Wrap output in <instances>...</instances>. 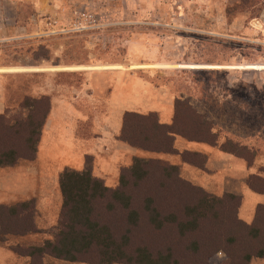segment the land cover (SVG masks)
Wrapping results in <instances>:
<instances>
[{
  "label": "rangeland",
  "instance_id": "1",
  "mask_svg": "<svg viewBox=\"0 0 264 264\" xmlns=\"http://www.w3.org/2000/svg\"><path fill=\"white\" fill-rule=\"evenodd\" d=\"M61 67L74 71L52 74ZM2 69L18 71L1 75L6 107L0 113V153L12 150L16 158L12 163H0V264H88L46 254L41 257L27 255L30 247L51 239L61 203L57 175L63 167L55 176L48 173L46 164L55 163L54 152L48 158L42 156V152L37 153L38 139L33 144L35 151L30 153L29 143L25 142L30 128H34L33 120L40 122L45 113L47 100L49 103L46 92L51 82L78 86L85 80L98 87L102 80L111 83L118 71L123 84L134 78L172 96L190 95L193 106L217 118L226 130H233L236 125L232 107L228 108L225 101L249 109L248 96L264 98V0H0ZM202 84L208 86L204 102L199 100L201 89H204ZM123 93L128 95V91ZM107 98L106 93L101 97L105 101ZM28 100H35L31 109ZM244 102L247 105H243ZM94 108L102 111L99 105ZM84 110L90 115L92 106L88 105ZM132 112L144 117L128 116L124 121L122 130L131 141L153 149L166 148L167 142L154 132L155 117H147V111ZM45 122L46 117L40 126L39 138ZM261 122L255 137L244 141L259 150L256 155L259 162L250 167L257 166L264 172V166H260L264 163V121ZM77 130V136L86 142L97 137L106 140L105 135L92 131L91 119L81 121ZM245 132L251 133L250 129ZM145 133L147 137L144 138ZM114 137L122 147L114 154L116 158L108 161L113 164L112 173L97 165L98 160L112 158V149L108 153L104 150L96 155L82 154L80 159L92 174L96 166V170L105 176L101 179L104 185L117 186L122 173L128 181L127 194L134 209L140 212L142 198L147 196L160 214H173L179 219L185 216L187 205H193L206 194L215 199L214 207L200 219L198 234L217 237V244H210L216 251L208 259L209 263L264 264V257L250 256L246 261L241 258L243 245H250V254L259 247L238 238V231L246 232L243 226L230 219L219 220L228 205L238 203L236 197L224 194L240 197L222 191L227 182L233 184L228 179L222 180V171L219 174L201 172L196 179L188 174L190 167L181 162L185 159L198 163L201 158L189 155L181 158L178 154L151 151L130 145L116 134ZM128 147L134 152H128ZM114 150L118 149L114 147ZM134 158L145 161L138 164L143 169L141 175L128 170L134 164ZM33 168L38 169V175L31 184L29 181L33 176L26 175V170ZM15 175H19L21 181L27 179L30 188L23 191L22 182L19 188L10 177ZM241 194L240 200L246 202L247 208L242 210L240 204L236 215L244 224H249L254 204L262 202L264 194L249 190H242ZM221 199L223 204L219 203ZM22 202L27 203L25 210L30 212L23 222L19 221V204ZM8 208L15 210L18 219L4 213ZM118 213L123 215L120 210L102 215L119 222L122 217ZM28 222H32L33 228L19 233L20 226ZM171 226L155 233L140 217L139 230L132 234L131 240L144 243L152 253H163L176 240ZM261 226L264 228V222ZM234 236H237L235 241L229 242L228 237Z\"/></svg>",
  "mask_w": 264,
  "mask_h": 264
},
{
  "label": "trees",
  "instance_id": "2",
  "mask_svg": "<svg viewBox=\"0 0 264 264\" xmlns=\"http://www.w3.org/2000/svg\"><path fill=\"white\" fill-rule=\"evenodd\" d=\"M202 88L204 89H201L202 97L199 100L204 102L208 86L202 84ZM234 99L236 103V98ZM190 100V95L174 97L169 123H160L155 112H147L146 114L147 117H155L154 132L167 142L166 148L153 149L140 142L135 144L131 141L122 128L128 116H138L132 111L122 113V124L117 138L130 145H137L151 151L178 153L181 158H184L183 155L199 157L201 160L198 163L188 162L185 159L182 161L202 167L204 156L201 153L186 150L178 152L174 149V136L178 135L186 141L203 142L215 146L221 151L242 158L247 165H251L259 150L257 146L244 140L255 137L256 133L259 132V124L264 121L263 96H248L246 100L249 101L247 102L249 109H243L242 106L235 107V104L231 105L233 102L225 101L228 108L229 106L232 107L233 122L236 125L233 130H226L222 122H218L217 118L208 115L207 111L198 110ZM33 102L35 100H28L29 109L34 107ZM247 103L244 102L243 105H247ZM21 106L23 107L24 104L22 103ZM46 106L40 122L35 123L33 120L34 128L31 127L28 136H26L25 142L29 143L30 153L35 151L33 144L39 139L40 126L44 122L49 108L48 100ZM138 117L144 116L140 114ZM248 129L251 133L245 132ZM220 136L221 140L218 141ZM145 137H147L146 133ZM15 158L12 150L0 153V163H12ZM139 162L145 161L134 158V164L128 168L129 172L141 175L143 169L138 165ZM172 169L175 170L176 167L172 166ZM245 183L252 191L264 193L263 176L249 174ZM57 186L61 203L56 224L51 230V239L43 240L41 244L30 247L27 255L36 254L41 257L46 254L57 259L80 261L88 264H110L113 262L124 264H210L208 259L216 251L211 245L217 244V237L210 234L205 235L202 232L198 234L200 219L214 207L215 199L206 194L193 205H187L184 212L185 216L179 219L173 214H160L156 210V206L153 205V200L147 196L142 198L143 204L140 212L134 209L131 205V197L127 194L128 181L122 173L119 176L118 185L110 188L104 185L100 178L94 176L86 165L81 169L65 166L57 175ZM190 188L192 190L197 189L196 187ZM224 195L230 198L236 197L238 203L231 207L228 205L226 211L223 210V218L219 220L230 219V222L243 226L246 232L238 231V238L259 245L252 254H250L252 250H249L250 245H243L240 250L242 252L241 258L246 261L249 260L250 256L264 257V228L261 226V223L264 222V204H256L252 220L249 224H244L236 215L237 206L240 205V197L226 193ZM24 203L19 204L21 208L19 221L22 222L30 216V212L25 210L27 203ZM219 203L223 204L222 199ZM119 210L123 213V215L118 213L122 217L119 222H114L102 215L105 212L113 214ZM4 213L13 219H18L13 208H8ZM140 217L154 229L155 233L172 225L171 228L177 235L176 240L170 243L163 253L159 251L152 253L148 251L144 243L133 242L131 236L139 230ZM31 223L28 222L24 226H20L19 233H23L27 229L31 230L33 228ZM254 223H259V225L255 226ZM236 237H228V241L234 242ZM246 248H248V252H246Z\"/></svg>",
  "mask_w": 264,
  "mask_h": 264
},
{
  "label": "crops",
  "instance_id": "3",
  "mask_svg": "<svg viewBox=\"0 0 264 264\" xmlns=\"http://www.w3.org/2000/svg\"><path fill=\"white\" fill-rule=\"evenodd\" d=\"M17 71L18 70L13 69L0 70V113L6 107L3 98L1 75L7 73L12 74ZM54 71L55 72L52 73L53 75L57 73H71L74 70L63 69V67H61L56 68ZM99 74H102V72H99ZM116 74V76L114 75L112 77L111 83L102 80V83L98 87H95V84L89 85L85 83V80L79 82L78 86H70L68 83L59 85L51 82L50 88L46 92L49 98V108L46 114V122L41 137L39 138L37 150V153L42 152V156L45 157L46 155L47 158L52 156L53 152L55 154V163L53 165L52 163L46 164L48 173L55 176L64 166L81 169L83 166V161L80 160L82 154L91 155L93 153L96 155V152H103L104 150H107L105 152L108 153L111 149L113 152L112 158L98 160L97 165L105 167L102 168V170L112 173L113 171L110 168L113 167V164H108V161L116 158L114 154H118L120 147H122V143L116 140L114 136L115 134L117 135L119 131L120 115L124 111L136 110L155 112L160 123L170 122L172 116V103L175 96L165 93L154 85L147 86L140 81H136L134 78L129 79L127 84H123L120 81V74L118 71ZM124 91H128V95L124 94ZM105 93L108 96L107 101L101 99ZM88 105L92 106L90 115L85 113L84 110ZM96 105H99L101 109L104 105V110L102 109L101 112L96 111L94 108ZM89 119L92 121V131L102 136L105 135L106 140L97 137L96 139L93 138V140L86 142V139L77 136L78 124L81 121L86 122ZM114 147L118 150H114ZM173 147L178 152L184 150L196 151L204 156L202 167L181 162L184 166L190 167V170L187 168V172L196 179L201 176V172H204V174H219L222 171V180L225 178L232 181L234 184L227 182L226 186L222 187V191L235 193L240 195V197L242 196V190H249L254 194H264L252 191L245 183V179L249 174H256L264 177V172L257 168V166L256 168L250 167L251 165H247L242 158L229 152L221 151L217 147L203 142L186 141L178 135L174 136ZM127 149L130 153L134 152L130 147ZM172 154L175 155V153ZM258 162V156H255L252 160V164H257ZM49 166L51 167L49 168ZM260 166H264V163L260 164ZM37 170L38 169L35 168H33V170H26V175L33 176V179H31L29 183L32 184L34 182V176L38 175ZM92 172L94 176L102 180L105 178L103 174L96 170V166L93 168ZM10 177L19 188H21V182L23 183V191L31 186L27 179L21 181L19 175ZM240 204L242 210L247 208V204L245 201H242V198ZM256 204H264V200L262 202L256 201L254 207Z\"/></svg>",
  "mask_w": 264,
  "mask_h": 264
}]
</instances>
